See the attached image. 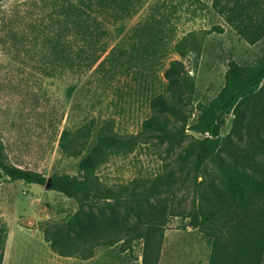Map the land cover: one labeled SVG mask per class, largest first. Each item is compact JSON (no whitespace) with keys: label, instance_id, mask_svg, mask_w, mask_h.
<instances>
[{"label":"rangeland","instance_id":"obj_1","mask_svg":"<svg viewBox=\"0 0 264 264\" xmlns=\"http://www.w3.org/2000/svg\"><path fill=\"white\" fill-rule=\"evenodd\" d=\"M214 1H0V143L8 160L48 179L80 175L79 164L103 126L110 124L120 135L142 130L152 116V99L169 97L164 75L175 60L186 67L183 86L192 124L200 105L223 90L230 60L241 65L264 60V39L253 42L252 35L235 30ZM232 123L230 116L222 136ZM91 124L82 156L65 154L63 132ZM167 150L153 141L132 154L112 152L97 174L111 188L154 178L175 164L178 150ZM182 197L190 208L192 191L179 193ZM77 210L62 194L0 174L3 264H143V241L128 251L122 244L102 247L89 261L54 254L44 238L46 228L65 223ZM188 222L170 220L157 264H209L210 247Z\"/></svg>","mask_w":264,"mask_h":264},{"label":"trees","instance_id":"obj_2","mask_svg":"<svg viewBox=\"0 0 264 264\" xmlns=\"http://www.w3.org/2000/svg\"><path fill=\"white\" fill-rule=\"evenodd\" d=\"M214 8L235 30L252 35L253 42L264 39V0H215ZM186 74L181 60L170 63L164 75L169 97L152 99V116L139 133L120 135L110 124L103 126L96 145L79 164L80 175L48 179L22 169L8 160L0 143V174L27 185L49 184V190L78 205L68 221L52 224L44 232L54 254L89 261L98 248L122 244V251H128L143 241V264H157L166 227L179 217L206 240L209 264H264V60L255 65L230 60L223 90L200 105L192 124L193 110L187 108L183 86ZM230 116L231 132L224 137ZM92 129L93 124L76 133L64 131L62 151L73 158L82 156ZM153 141L167 145L170 154L178 150L173 166L120 188L100 181L97 171L112 152L132 154ZM189 191L193 200L187 209L178 194ZM5 241L0 227V264Z\"/></svg>","mask_w":264,"mask_h":264},{"label":"water","instance_id":"obj_3","mask_svg":"<svg viewBox=\"0 0 264 264\" xmlns=\"http://www.w3.org/2000/svg\"><path fill=\"white\" fill-rule=\"evenodd\" d=\"M49 187H50V185H49V184H47V185H46V188H47V189H49Z\"/></svg>","mask_w":264,"mask_h":264},{"label":"crops","instance_id":"obj_4","mask_svg":"<svg viewBox=\"0 0 264 264\" xmlns=\"http://www.w3.org/2000/svg\"><path fill=\"white\" fill-rule=\"evenodd\" d=\"M100 248H98L97 250H99Z\"/></svg>","mask_w":264,"mask_h":264}]
</instances>
